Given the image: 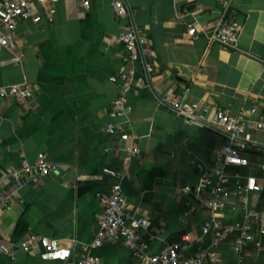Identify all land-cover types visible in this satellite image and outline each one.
I'll list each match as a JSON object with an SVG mask.
<instances>
[{"label": "crops", "instance_id": "crops-1", "mask_svg": "<svg viewBox=\"0 0 264 264\" xmlns=\"http://www.w3.org/2000/svg\"><path fill=\"white\" fill-rule=\"evenodd\" d=\"M112 1L89 0L84 8L79 0H36L33 15L40 20H17L12 45L0 50V88L26 79L32 91L20 102L0 93V177L40 154L57 165L19 188L11 178L0 183V192L11 194L0 204V239L47 236L75 252L62 261L18 250L1 255L0 264H78L77 251L97 231L96 193L111 182L105 168L122 174L128 211L152 220L158 235L151 238L153 250L165 240L187 238L195 248L210 243L201 238L210 210L195 192L211 167L229 176L231 194L218 211L221 218H240L236 184L249 175L260 189L246 193L248 203L264 202V128L256 126L264 119V0H230L226 11L223 0H120L123 15ZM221 17L241 24L237 48L208 42L207 33ZM191 22L197 23L195 37L187 34ZM128 26L147 52L132 63L123 119L138 135L140 153L126 163L128 140L107 133L105 125L119 91L111 79L124 52L117 36ZM174 99L208 110L203 118H189L173 109ZM252 105L258 112L246 115L241 151L248 164L223 166L218 156L226 134L213 123L216 108L237 113ZM201 194L208 197V188ZM253 238L244 264H264V233L255 231ZM91 253L101 264H140L120 241ZM218 254L223 264L237 262L230 239Z\"/></svg>", "mask_w": 264, "mask_h": 264}, {"label": "built area", "instance_id": "built-area-1", "mask_svg": "<svg viewBox=\"0 0 264 264\" xmlns=\"http://www.w3.org/2000/svg\"><path fill=\"white\" fill-rule=\"evenodd\" d=\"M36 0H0V50L10 47L15 36L16 21L31 17L39 21V15H33V3ZM56 2L57 0H51ZM84 8H88L89 0H79ZM225 11L230 5V0H223ZM113 8L121 15L126 14V7L120 0L112 1ZM241 24L227 17H221L207 33L209 43L218 42L230 48H237ZM198 32L197 23L187 25V34L195 37ZM117 41L124 46L121 62L111 79L117 81L119 91L112 99L109 120L105 130L109 134L123 135L128 140L124 147L126 152L125 162L139 155L140 146L138 135L128 131L123 119L128 110L127 91L133 82L134 69L132 63L137 61L147 49L141 47L140 38L135 28L124 27L117 36ZM151 70V67H148ZM0 93L5 98H14L16 101H28L32 96L31 88L26 79L12 85L0 88ZM173 109L189 118H203V112L208 110L206 105L199 102H189L184 99L171 101ZM258 112L256 105L243 108L237 113H230L223 108H216L213 123L220 127L226 134V139L221 146L218 159L223 166L229 164L246 165L248 160L241 154L245 147L244 130L246 115ZM256 126L264 128V119L256 121ZM264 168V164H262ZM57 165L49 161L44 154H40L34 162L23 160L18 168L9 169L0 177V183L11 178L16 188L28 182H38L41 177L55 171ZM105 173L111 178L107 189L96 193L100 211L97 216V231L91 243L82 244L77 251L78 264H101L99 256L92 254L91 249L109 241H120L140 264H223L218 254L219 245L230 239L236 253V264H244L248 254V245L253 241L255 231L264 233V202L259 206L248 203L246 193L258 191L260 185L254 176H247L243 182L236 184V194L241 202L242 213L239 219L226 220L221 218L218 211L226 206V198L231 194L229 176L222 167H211L202 174V181L196 188V196L210 210L209 217L201 229V238L210 239L204 247H193L186 238L180 240H165L162 246L153 250L151 238L158 237L152 232V220L146 216L133 215L128 211L125 194L122 189V174L114 169L105 168ZM216 177V181L212 180ZM207 187L209 195L202 197L201 191ZM190 185H184L183 191H190ZM11 194L0 192V204H5ZM37 252L43 259L68 260L75 253L71 246L60 240L39 235H30L21 240L0 239V256L13 254L18 251Z\"/></svg>", "mask_w": 264, "mask_h": 264}]
</instances>
